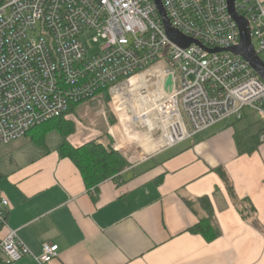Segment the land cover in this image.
Masks as SVG:
<instances>
[{
    "label": "built area",
    "instance_id": "1",
    "mask_svg": "<svg viewBox=\"0 0 264 264\" xmlns=\"http://www.w3.org/2000/svg\"><path fill=\"white\" fill-rule=\"evenodd\" d=\"M172 27L194 41L172 42L156 0H3L0 4V145L68 114L107 91L121 127H136L158 150L175 147L251 110L264 119V82L229 51L241 33L227 0H161ZM264 61V0H236ZM172 86L166 90V81ZM264 141V133L261 136ZM0 198V260L50 264L59 246L33 255L7 226Z\"/></svg>",
    "mask_w": 264,
    "mask_h": 264
},
{
    "label": "crops",
    "instance_id": "2",
    "mask_svg": "<svg viewBox=\"0 0 264 264\" xmlns=\"http://www.w3.org/2000/svg\"><path fill=\"white\" fill-rule=\"evenodd\" d=\"M263 120L248 111L243 120H227L167 149L143 140L135 148L139 160L94 188L61 156L59 132L50 131L44 144L21 138L0 155L7 226L36 257L44 244L59 246L50 264H264ZM97 123L95 131L78 125L68 143L77 149L93 142L105 127ZM205 198L222 233L212 243L190 232L206 216ZM239 202L255 211L251 217L242 216ZM7 233L0 226V240ZM16 264L37 262L26 257Z\"/></svg>",
    "mask_w": 264,
    "mask_h": 264
},
{
    "label": "trees",
    "instance_id": "3",
    "mask_svg": "<svg viewBox=\"0 0 264 264\" xmlns=\"http://www.w3.org/2000/svg\"><path fill=\"white\" fill-rule=\"evenodd\" d=\"M2 1L3 0H0V4ZM76 107L77 106H73L70 111H73ZM63 117L61 118L63 119ZM62 119L58 118L51 120L41 126L35 127L27 136H30L35 129H42L43 134H41L40 140H37V143L44 144V139L50 131L59 132L63 139L59 149L61 156L69 158L75 163L88 188L97 187L102 182L120 175L128 168L127 162L114 150L112 142L107 137L99 141L90 142L81 148L76 149L72 147L67 139L69 135L74 132V128ZM223 178L227 183L231 197L237 201L229 178L225 174H223ZM201 202L206 211V216L203 217L194 228L190 229V232L202 235L207 242L212 243L217 240L222 233L214 220V211L209 199H202ZM238 205L242 207L240 212L245 219L251 217L255 212L249 207L247 202H239ZM255 225L258 226V224Z\"/></svg>",
    "mask_w": 264,
    "mask_h": 264
},
{
    "label": "rangeland",
    "instance_id": "4",
    "mask_svg": "<svg viewBox=\"0 0 264 264\" xmlns=\"http://www.w3.org/2000/svg\"><path fill=\"white\" fill-rule=\"evenodd\" d=\"M87 106L89 107V111H86L85 114L88 113L90 115L89 118H87L85 114L80 113V111L83 113ZM248 111L251 110L247 109L245 113ZM62 120L72 126L74 131L78 125L87 126V129L95 131L98 125L97 122H103L105 127L99 128L100 131L97 133V138L94 141H99L105 137L110 139L114 150L116 151L115 147L117 146L120 152H116H118L124 158L128 167L131 163L136 162L142 157V155L136 152L135 148L136 145L138 146L139 144L143 143V134L139 132V128H126L120 126L119 119L116 116L115 109L112 105V99L110 98V95L107 91H102L94 99L77 106L73 111H70L68 114L64 115ZM244 121L246 124H248L250 123L248 121L251 120L248 119L247 121V119H244ZM253 122L254 121L252 120L250 125H254ZM41 134H43V130L38 128L33 130L32 134L28 136V138L34 137V139L37 140L41 137ZM55 135L58 136L56 133ZM121 146L124 147L122 148ZM7 148L8 146L5 147L0 145V155L1 153H4L5 149Z\"/></svg>",
    "mask_w": 264,
    "mask_h": 264
},
{
    "label": "water",
    "instance_id": "5",
    "mask_svg": "<svg viewBox=\"0 0 264 264\" xmlns=\"http://www.w3.org/2000/svg\"><path fill=\"white\" fill-rule=\"evenodd\" d=\"M227 2L229 6V12L232 18L234 19V21L237 23L240 33H241L240 45L235 48H230V49H225V50L215 49L210 52L218 53L222 51H229L236 56L242 57L244 60H246L251 65V67L254 69L257 75L264 82V61L260 58V56L255 51V48L252 42V36H251V30L249 28V23L245 18L237 14L236 9H235L236 0H227ZM156 4H157V10L159 11V14L161 15L162 22L165 26L169 39L182 48L190 47V45H192L194 41L184 37L182 34H180L178 31H176L172 27L161 0H156ZM171 86H172V77L170 76L167 78V81H166V90H168V88H170Z\"/></svg>",
    "mask_w": 264,
    "mask_h": 264
}]
</instances>
